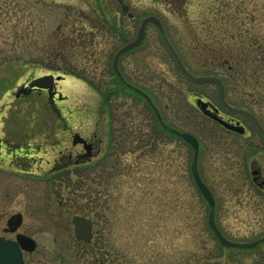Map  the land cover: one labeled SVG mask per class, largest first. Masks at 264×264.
Instances as JSON below:
<instances>
[{"label": "rangeland", "instance_id": "374dc122", "mask_svg": "<svg viewBox=\"0 0 264 264\" xmlns=\"http://www.w3.org/2000/svg\"><path fill=\"white\" fill-rule=\"evenodd\" d=\"M126 1L139 20L161 14L167 27H187L169 17L170 8L160 0ZM222 6L234 18L231 25L225 21L230 29L263 35L264 0H188L182 12L189 14L190 27L216 29ZM104 13L116 14L123 28L137 23L122 14L116 0H0V139L27 155L10 157L0 166V236L15 237L5 228L20 212L19 231L37 241L36 249L24 254L27 264H101L102 259L108 264L110 258L112 264H262L264 242L242 252L221 248L208 226L209 205L192 179V147L179 135L161 136L155 143L154 112H136L150 109L141 96L117 95L109 101L117 111L104 112L108 105L103 94L114 87L106 64L111 47ZM143 50L146 66L124 71L134 81L143 76L141 87L161 107L174 111L168 117L172 125L195 133L205 118L188 96L189 81L176 66L153 57L159 52L153 44ZM187 60L193 71H208ZM50 73L65 76L57 84L62 101L52 104L46 92L17 96L21 85ZM110 129L113 141H125L118 152L123 148L129 153L120 155L123 163L113 166L109 178L94 183L46 176L60 150L73 147L75 132L89 137L98 131L107 140ZM221 151L206 143L198 157L202 177L215 196L216 222L226 238L254 241L264 236V191L253 186L248 167L233 149ZM19 163H32V173L18 171ZM70 207L69 215L93 218L90 245L79 243L68 225Z\"/></svg>", "mask_w": 264, "mask_h": 264}, {"label": "flooded vegetation", "instance_id": "af4514ba", "mask_svg": "<svg viewBox=\"0 0 264 264\" xmlns=\"http://www.w3.org/2000/svg\"><path fill=\"white\" fill-rule=\"evenodd\" d=\"M116 1L122 14L126 15L131 21L133 19L137 20V23L133 24V28L127 29L123 28L122 23V25L117 24L116 14L108 15L104 13L101 15L102 18L100 17L105 21L110 31L108 44L111 49L106 64L113 73L111 82L114 83L115 87H110L103 94V98L108 105L104 112L117 111L116 109L113 110L111 104H109V101L117 95H129L131 93L138 97L141 96L150 109L136 110V112H154L158 123V127L155 126L153 130L156 136L155 143L164 136L172 139V135H179L182 138L181 133L184 130L177 129L176 126L170 123L168 118L170 112L174 111L168 105L161 107V104L156 100L157 97L141 87L140 81L143 76L139 75L136 77L137 81H134V77L124 71L132 67H145L143 49L146 45L153 44L154 48L159 51L153 53V57L164 59L163 63L176 66L183 78L189 81L186 87L190 89L188 96L195 101L197 113L205 118V123L197 121L199 126L196 127L195 133L190 132L198 138L199 155L206 143L210 148L219 149L221 153H223L221 149H233L235 157L248 167L253 186L260 191H264V38H262L264 33L262 35L258 32L255 35V32H247L245 29H230L225 21L228 20L231 25L234 18L226 15L223 6L220 7L219 13L216 15L218 17L216 29H199L190 27L189 14L182 12L188 5V0L180 1L176 8H173L172 4H175L174 1L177 0H158L159 4H166L170 8L169 17H176L178 21H182L187 26L186 28L177 29L167 27V23L164 21L165 18L161 14H147L139 20L129 2L122 0L124 4L128 5V11L126 12L123 10L121 0ZM148 16L157 17L162 27L154 21H148L141 43L124 50L117 57L121 48L138 37L140 26ZM181 46L191 48L195 53L187 55L185 51L181 50ZM177 57L185 66L184 68L192 75L213 76L217 79L205 82L194 81L182 69ZM187 57H190L192 61L199 62L208 71H204V73L193 71L189 68L190 62ZM149 65L150 67L154 66V61H151ZM116 67L120 73L116 71ZM63 80L55 82L52 89L30 88L28 86L29 80L19 87V93L23 95L35 91L46 92L52 104H56L58 100L62 101L64 99L62 92L57 88L58 82ZM145 95L150 97L153 105L146 100ZM211 97H215L216 101L214 102ZM198 100L208 103L206 109L209 112H204L199 108ZM98 110V112H103L101 108H98ZM123 112H129V110ZM209 113L216 115L219 119L212 117ZM111 117L112 115H110V120H112ZM75 133L79 134V132ZM74 136L75 134H73L72 139L73 147H65L64 150H60L59 157L54 160L50 173L46 176L55 175V178L57 176L58 178L70 180L89 179L95 183L105 177L109 178L112 175L113 166L123 163L120 155L129 153V150H123V148V152H118L117 146H125V141L123 138L120 142L118 140L113 141L114 136L111 129L106 133L107 140H104L98 131L93 132L89 137L81 135L85 142L78 140L77 143H74ZM123 136L126 137V135ZM144 144L145 140H141L139 151H142V154L144 153ZM78 146L80 149L75 150V147ZM21 149L16 146L11 147L7 141L0 139V166L6 164V160H9L10 157L15 159L27 157L26 154L19 152ZM9 165L14 166V163H9ZM16 169L24 173H32V163L26 165L19 163ZM87 170L89 172L86 174ZM70 211L71 207L66 211L67 223L73 226L75 234L73 217L78 214L69 215ZM79 216L92 220V240L84 242L77 239L79 243L90 245L94 239V220L86 215L79 214ZM19 229L12 239L16 238V235L20 232ZM7 230L8 227L5 228V231ZM25 252L27 251H24L23 257ZM24 263L27 264L25 257ZM100 263L105 264L106 262L104 263L102 259ZM112 263L110 258L108 264Z\"/></svg>", "mask_w": 264, "mask_h": 264}, {"label": "water", "instance_id": "95a60500", "mask_svg": "<svg viewBox=\"0 0 264 264\" xmlns=\"http://www.w3.org/2000/svg\"><path fill=\"white\" fill-rule=\"evenodd\" d=\"M121 3L123 6V10L127 12L128 11V5L124 4L122 2V0H121ZM148 21H154L161 26V22L157 17H155V16L146 17L140 26L138 37L134 41L130 42L129 44H127L126 46L121 48L117 54V57L122 52H124V50H128V49H130L136 45H139L141 43V41H142L141 39H143V37L145 35L146 24L148 23ZM178 61L180 63V66L182 67V69L186 72V74L196 82H205V81H211L213 79L214 80L217 79L216 77H213V76H194L186 68H184L185 66L183 65V63L181 62V60L179 58H178ZM116 71L118 73H120L117 67H116ZM62 77H63L62 74L58 75V76H55L54 74H44V75H41L39 77L33 78V80L29 83V87L30 88L39 87V88L52 89L54 87L53 84H55V82L57 80L62 79ZM19 94L20 93H18L17 96ZM145 97L147 98L146 100H148L150 102V104L153 105L150 97L148 95H145ZM197 104L199 105V108H201L204 112H209L206 109L208 103H206L202 100H198ZM209 115H211L212 117H214L216 119H219L216 115H213L210 113H209ZM160 120H161V118H160ZM181 135L193 147L194 155L192 158L193 161H192L190 169H191L192 175L194 177L193 179L195 180V183H196L199 191L201 192V194L203 195V197L207 201L209 208H210L209 215L207 218L208 219V225L211 228V230L214 232V234L217 236V238L219 239L221 245H224L226 247H231V248L232 247H234V248H253L254 246L263 242L264 236L254 240V241H250V242H238V241H234L232 239L226 238V236L220 230V228L216 222V219H215L216 201L214 198V194L211 191V189L208 188V185L202 179L200 172H199V169H198V158L197 157L199 154V148H198L199 147V141L196 138V136L193 135L192 133L183 132V133H181ZM78 140L85 142V139L80 134L75 133L74 143H77ZM22 221H23V216L21 213L14 214L8 220V230L11 232L16 231L21 226ZM73 222L75 225L76 238L78 240L90 242L92 240V226H93L92 220L87 218V217H84V216L76 215L73 217ZM36 246H37L36 240L34 238H32L31 236L24 234V233H18L16 235V239H8V238H5L4 236H0V264H25L24 258H23V252L24 251H34L36 249Z\"/></svg>", "mask_w": 264, "mask_h": 264}, {"label": "trees", "instance_id": "16d2710c", "mask_svg": "<svg viewBox=\"0 0 264 264\" xmlns=\"http://www.w3.org/2000/svg\"><path fill=\"white\" fill-rule=\"evenodd\" d=\"M215 237H216V236H215ZM216 239H217V238H216ZM217 242H218L219 245L221 246V243L219 242L218 239H217ZM221 248H227V247H224V246L222 245ZM229 249H231V250H237V251H241V252H242V251H246V249H243V248H233V247L230 248V247H229ZM263 263H264V262H263ZM263 263H262V264H263Z\"/></svg>", "mask_w": 264, "mask_h": 264}]
</instances>
